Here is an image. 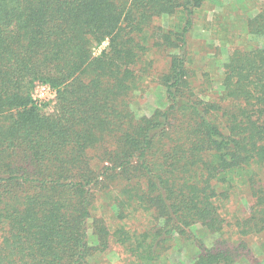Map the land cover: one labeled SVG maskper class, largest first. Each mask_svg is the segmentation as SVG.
I'll use <instances>...</instances> for the list:
<instances>
[{"label": "trees", "instance_id": "1", "mask_svg": "<svg viewBox=\"0 0 264 264\" xmlns=\"http://www.w3.org/2000/svg\"><path fill=\"white\" fill-rule=\"evenodd\" d=\"M205 1L0 0V264H264V0L197 65Z\"/></svg>", "mask_w": 264, "mask_h": 264}, {"label": "rangeland", "instance_id": "2", "mask_svg": "<svg viewBox=\"0 0 264 264\" xmlns=\"http://www.w3.org/2000/svg\"><path fill=\"white\" fill-rule=\"evenodd\" d=\"M257 4V0H206L204 5L198 11L196 15V24L191 34L190 44L194 48L193 55L195 63L203 65L208 58L215 57L217 53L215 47L220 45V42L215 38L220 35L229 37V33H225L221 27L220 21L227 22L228 24H235V27H231V33H237L243 28V20L249 14L253 13L256 8H251ZM251 8V9H250ZM220 14H224L225 18L214 17ZM232 15V16H231ZM220 31V32H217ZM108 42H104L100 46L94 47V53L99 54L106 46ZM213 66V65H212ZM214 69V67H213ZM38 95L42 98H46L53 103L54 95L49 89L40 87ZM166 104L165 89L162 86H152L148 89L145 95L137 100L135 107L139 109L141 113H150L154 108L158 106H164ZM52 106L50 105L49 109ZM193 233L198 236H202L205 230L199 226L193 227ZM174 248L170 251L169 260L172 264L179 262L188 263L193 259L198 249L195 243L191 239L178 238L175 241ZM123 253L119 252L118 249L115 251L99 253L97 256V263L104 264L108 261L109 264H124ZM238 264H246L245 261H241Z\"/></svg>", "mask_w": 264, "mask_h": 264}]
</instances>
